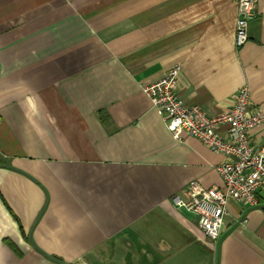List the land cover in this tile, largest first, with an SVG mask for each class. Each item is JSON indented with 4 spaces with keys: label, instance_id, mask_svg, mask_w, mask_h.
I'll return each mask as SVG.
<instances>
[{
    "label": "crops",
    "instance_id": "crops-1",
    "mask_svg": "<svg viewBox=\"0 0 264 264\" xmlns=\"http://www.w3.org/2000/svg\"><path fill=\"white\" fill-rule=\"evenodd\" d=\"M237 17V0H0V264H264V193L231 200L212 244L172 197L222 186L227 157L175 140L143 90L181 64L185 103L218 115L246 86L264 112V0L242 47Z\"/></svg>",
    "mask_w": 264,
    "mask_h": 264
},
{
    "label": "built area",
    "instance_id": "built-area-1",
    "mask_svg": "<svg viewBox=\"0 0 264 264\" xmlns=\"http://www.w3.org/2000/svg\"><path fill=\"white\" fill-rule=\"evenodd\" d=\"M237 2L236 45L242 47L249 40L250 22L256 16L259 0ZM181 70V64L173 65L163 78L143 90L175 140L182 142L193 137L227 157L216 167L222 186L197 189L188 185L186 199L180 194L172 197L176 207L198 217L200 228L216 246L229 202L255 205L264 193V146L258 147L253 138V132L264 124V112L252 102L246 86L231 97V107L218 115H209L198 105L185 103L177 91ZM222 127H226V136L219 132Z\"/></svg>",
    "mask_w": 264,
    "mask_h": 264
},
{
    "label": "trees",
    "instance_id": "trees-1",
    "mask_svg": "<svg viewBox=\"0 0 264 264\" xmlns=\"http://www.w3.org/2000/svg\"><path fill=\"white\" fill-rule=\"evenodd\" d=\"M5 242L11 247V249L16 253V254H18L19 256H22L23 254H22V251L14 244V243H12L11 241H9V240H5ZM32 242H33V240H32ZM33 244H34V242H33ZM35 245V244H34ZM36 246V245H35ZM37 250H39L40 252H42L39 248H36ZM43 253V252H42ZM45 254V253H44ZM50 259H52V260H55V261H57V262H59V263H61V264H65V262L60 258V257H58V256H48Z\"/></svg>",
    "mask_w": 264,
    "mask_h": 264
}]
</instances>
